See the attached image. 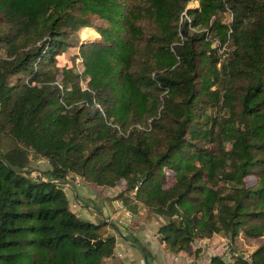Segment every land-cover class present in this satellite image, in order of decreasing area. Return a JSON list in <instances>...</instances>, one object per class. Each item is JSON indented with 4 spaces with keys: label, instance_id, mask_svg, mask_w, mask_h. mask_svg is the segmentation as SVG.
Masks as SVG:
<instances>
[{
    "label": "trees",
    "instance_id": "obj_1",
    "mask_svg": "<svg viewBox=\"0 0 264 264\" xmlns=\"http://www.w3.org/2000/svg\"><path fill=\"white\" fill-rule=\"evenodd\" d=\"M88 28L83 71L57 67ZM76 177L124 184L167 253L227 239L211 264H264V0H0V264L115 257L111 225L71 208ZM241 236L263 241L247 257Z\"/></svg>",
    "mask_w": 264,
    "mask_h": 264
},
{
    "label": "crops",
    "instance_id": "obj_2",
    "mask_svg": "<svg viewBox=\"0 0 264 264\" xmlns=\"http://www.w3.org/2000/svg\"><path fill=\"white\" fill-rule=\"evenodd\" d=\"M75 181V178L73 179ZM75 188V187H74ZM74 188H68V192H74L78 206H82L86 211L90 210L93 214V220L84 217L86 220L98 224L100 221L108 222L111 225V233L117 236L116 255L107 261V264H211L213 258L224 256L226 261L230 260V250L228 242H217L211 240H197L191 246L188 252H182L178 255L167 253L163 250L156 233L151 232V228H145L142 219H136L121 201L114 200L120 193L121 189L108 188L109 196L100 193L99 202L92 197L93 192L101 190L99 188L87 189V198L79 197ZM82 201V202H81ZM110 202V206L108 205ZM98 204V208L94 205ZM113 212H112V210ZM138 216V215H137ZM83 217V216H82ZM154 229V228H153ZM134 240L138 241L146 251L136 247ZM239 247V243L237 242ZM240 248V247H239ZM256 248L250 250V253ZM122 255V256H121Z\"/></svg>",
    "mask_w": 264,
    "mask_h": 264
},
{
    "label": "rangeland",
    "instance_id": "obj_3",
    "mask_svg": "<svg viewBox=\"0 0 264 264\" xmlns=\"http://www.w3.org/2000/svg\"><path fill=\"white\" fill-rule=\"evenodd\" d=\"M199 7V3L198 2H192L188 8H198ZM225 23H229L231 21V16L226 14L225 18H224ZM80 30L77 31V36L80 38V42H75L73 41V47H71L68 51L65 52H61L60 55H58L56 57V64L57 67L60 68H64V67H68V68H74L78 73H81L83 71V60L80 56V47L83 43H87L89 41L95 42V41H99L101 39L100 35L98 34V37L96 36V34L93 32L95 31L92 28H88L83 30L81 33H79ZM213 48H218L217 50H219V55H223L224 52L226 51V47L220 48L218 43H215L213 45ZM87 84V82H82L83 87H85ZM76 181V187L73 186L72 184H66L65 187L68 188H74L75 191L77 192V194H79V197H88L87 196V189L91 188L89 186L88 183L83 182L80 178H75ZM173 180L169 179V184H172ZM248 184L249 185H253L255 182V178L251 177L248 179ZM93 189L97 188L95 186H92ZM117 189H121L124 188V184H122L119 187H115ZM66 189V190H67ZM101 190H98V192H93L92 197H94V200L96 202H99V196L100 193L105 194L107 196H109L108 191H105L108 188H99ZM100 192V193H99ZM76 194L73 192H68V198L70 200V205L71 208L74 212H76L80 217H82L83 219H85L84 217L87 218H91L93 220V214L91 213L90 210L86 211L84 208H82V206H78L80 204L77 203L76 201ZM118 196V195H117ZM120 201V200H118ZM82 202V201H81ZM122 203V202H121ZM131 213V212H130ZM89 216V217H88ZM139 217L142 219V223L144 226H146L145 228H151V232L149 233H156L155 230L158 229V227H160V225L163 223V219L159 218L157 216H155L154 214H152L149 210H147L143 205L140 206L139 209V214L138 216L136 215V219L138 220ZM88 220V219H87ZM154 228V229H153ZM158 232V230H157ZM157 236V233H156ZM228 242L227 239H216V240H211V241H217L219 243L221 242ZM159 241V240H158ZM263 239H257V240H251V239H247L244 236H241V238L238 240L239 243V247L242 251H245L247 253V257L250 255V250L254 249V248H258L260 246V244L262 243ZM228 247V246H227ZM117 249V248H116ZM122 256V255H121ZM112 259V258H111ZM110 260V259H109ZM106 260L103 264H107Z\"/></svg>",
    "mask_w": 264,
    "mask_h": 264
},
{
    "label": "water",
    "instance_id": "obj_4",
    "mask_svg": "<svg viewBox=\"0 0 264 264\" xmlns=\"http://www.w3.org/2000/svg\"><path fill=\"white\" fill-rule=\"evenodd\" d=\"M42 179L44 180L43 175H42ZM87 242L90 243V244H93V245L96 246V247H99V246L102 244V241L92 242V241H90V240H87Z\"/></svg>",
    "mask_w": 264,
    "mask_h": 264
}]
</instances>
